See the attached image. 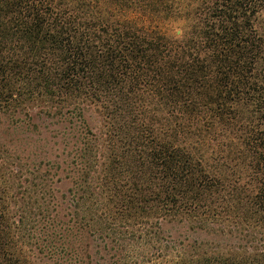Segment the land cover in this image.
<instances>
[{
	"label": "trees",
	"instance_id": "16d2710c",
	"mask_svg": "<svg viewBox=\"0 0 264 264\" xmlns=\"http://www.w3.org/2000/svg\"><path fill=\"white\" fill-rule=\"evenodd\" d=\"M0 119V264H264V0H0Z\"/></svg>",
	"mask_w": 264,
	"mask_h": 264
},
{
	"label": "rangeland",
	"instance_id": "374dc122",
	"mask_svg": "<svg viewBox=\"0 0 264 264\" xmlns=\"http://www.w3.org/2000/svg\"><path fill=\"white\" fill-rule=\"evenodd\" d=\"M95 117H96L95 115H92V118H95ZM2 124H3V121L0 119V148L1 149L2 148L8 149V151L11 153L13 151V148H18L15 150L18 152V154L21 157H27V155L29 154V151H33L35 147L38 148V150L36 151L37 154L41 153V150H45V148L42 147L44 145L42 141L44 140V136H45L44 134L43 135L40 134L39 136L32 135L31 137L28 133H23L22 131H18V130L15 131L14 133H12L11 130H8V133H5L6 129L5 127H3L4 125ZM47 128L50 131V130H53L54 127H47ZM48 136H45L47 137V140H49ZM55 141H57V139H55ZM47 144H48V147L51 148V146L53 145V142L47 143ZM58 187L61 190H66L69 187V183L67 181H64ZM180 233L181 234L183 233V231L180 228H176V232L172 231V235L174 237H177Z\"/></svg>",
	"mask_w": 264,
	"mask_h": 264
}]
</instances>
